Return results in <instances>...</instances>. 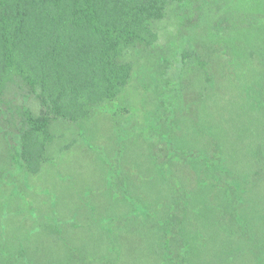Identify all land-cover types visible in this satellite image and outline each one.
<instances>
[{
  "label": "rangeland",
  "instance_id": "rangeland-1",
  "mask_svg": "<svg viewBox=\"0 0 264 264\" xmlns=\"http://www.w3.org/2000/svg\"><path fill=\"white\" fill-rule=\"evenodd\" d=\"M179 5L157 25L153 45L128 51L132 77L117 98H96L87 116L53 123L38 173L22 160L19 133L24 112L40 110L36 92L14 72L4 77L0 264H168L169 247L159 242L178 230L163 219L180 188L189 213L183 243L197 258L260 264L228 225L207 220L205 209L190 212L197 202L217 205L218 190L205 183H227L205 165L223 162L248 174L253 190L243 193L242 212L253 213L264 236V0ZM167 137L172 156L156 162L151 147ZM202 173L209 177L200 186Z\"/></svg>",
  "mask_w": 264,
  "mask_h": 264
},
{
  "label": "trees",
  "instance_id": "trees-1",
  "mask_svg": "<svg viewBox=\"0 0 264 264\" xmlns=\"http://www.w3.org/2000/svg\"><path fill=\"white\" fill-rule=\"evenodd\" d=\"M185 1L0 0V92L4 77L14 72L36 92L40 105L38 113L30 109L24 112L19 129L22 160L30 172L38 173L42 168L53 123L87 116L89 103L96 98L99 104L117 98L132 77L133 64L127 59L128 51L153 45L159 22L173 4ZM224 16L228 17V13L224 12ZM260 95L258 104L264 110V91ZM157 125L152 128L155 135L161 132ZM167 140H157L152 145L156 162L165 154L172 156L171 139ZM177 146H181L180 139ZM222 163L207 164L205 170L217 182L224 180L227 185L206 182L205 173L198 182L200 186L206 184L218 190L221 198L217 205L197 202L199 207L190 216L200 214L203 209L207 211V220L213 214L216 224L228 225L232 236L238 234L244 241L241 252L264 264V236L257 223H251L255 219L253 213L242 212L249 199L243 193L253 190L251 185L246 187L248 174L240 176ZM202 179L205 184H201ZM180 189L182 194L169 197L176 202L169 203L172 211L167 210L163 219L169 230L173 227L178 230L175 234V230H170L172 239L159 244L169 247L168 264H207L197 258L194 245L183 243V239H189L183 232L189 213L185 188Z\"/></svg>",
  "mask_w": 264,
  "mask_h": 264
}]
</instances>
